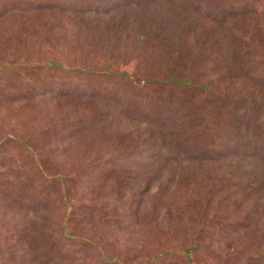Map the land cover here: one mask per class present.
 <instances>
[{"label": "rangeland", "instance_id": "374dc122", "mask_svg": "<svg viewBox=\"0 0 264 264\" xmlns=\"http://www.w3.org/2000/svg\"><path fill=\"white\" fill-rule=\"evenodd\" d=\"M0 264H264V0H0Z\"/></svg>", "mask_w": 264, "mask_h": 264}, {"label": "trees", "instance_id": "16d2710c", "mask_svg": "<svg viewBox=\"0 0 264 264\" xmlns=\"http://www.w3.org/2000/svg\"><path fill=\"white\" fill-rule=\"evenodd\" d=\"M54 12H55V10H49L47 12V14L52 18V20H56L57 19L58 12H56V13H54ZM123 73L126 75V72L125 71H123ZM260 98L261 97H257L256 99L252 100V97H251V101H254V102L258 103V104H261V99Z\"/></svg>", "mask_w": 264, "mask_h": 264}]
</instances>
